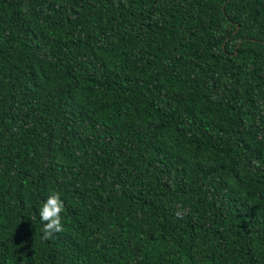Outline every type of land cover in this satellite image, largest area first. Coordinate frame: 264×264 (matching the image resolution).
Listing matches in <instances>:
<instances>
[{
    "label": "trees",
    "instance_id": "trees-1",
    "mask_svg": "<svg viewBox=\"0 0 264 264\" xmlns=\"http://www.w3.org/2000/svg\"><path fill=\"white\" fill-rule=\"evenodd\" d=\"M0 264H264V0H0Z\"/></svg>",
    "mask_w": 264,
    "mask_h": 264
},
{
    "label": "clouds",
    "instance_id": "clouds-1",
    "mask_svg": "<svg viewBox=\"0 0 264 264\" xmlns=\"http://www.w3.org/2000/svg\"><path fill=\"white\" fill-rule=\"evenodd\" d=\"M65 210V203L58 191H50L37 209L42 224V238L50 239L56 233L63 231L61 213Z\"/></svg>",
    "mask_w": 264,
    "mask_h": 264
}]
</instances>
